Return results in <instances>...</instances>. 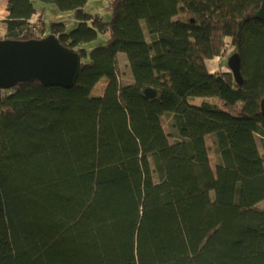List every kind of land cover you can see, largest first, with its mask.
Returning a JSON list of instances; mask_svg holds the SVG:
<instances>
[{"label":"trees","instance_id":"1","mask_svg":"<svg viewBox=\"0 0 264 264\" xmlns=\"http://www.w3.org/2000/svg\"><path fill=\"white\" fill-rule=\"evenodd\" d=\"M36 1L77 27L36 34L33 0H8L0 39L52 35L81 64L69 88L0 89V264H264L261 0H110L107 22L89 0ZM229 50L241 84L206 68Z\"/></svg>","mask_w":264,"mask_h":264},{"label":"water","instance_id":"2","mask_svg":"<svg viewBox=\"0 0 264 264\" xmlns=\"http://www.w3.org/2000/svg\"><path fill=\"white\" fill-rule=\"evenodd\" d=\"M253 17L264 22V0ZM80 57L73 50L63 47L50 35L38 40L15 41L0 39V89L10 90L23 82L37 81L43 86L71 87L80 68ZM240 57L233 53L228 60L229 73L236 84H241ZM144 96L154 98L151 89ZM264 117V98L259 104Z\"/></svg>","mask_w":264,"mask_h":264},{"label":"rangeland","instance_id":"3","mask_svg":"<svg viewBox=\"0 0 264 264\" xmlns=\"http://www.w3.org/2000/svg\"><path fill=\"white\" fill-rule=\"evenodd\" d=\"M109 2L110 0H89L87 5L85 6L84 12L85 14H88V15L98 14L104 21L107 22L109 21L110 16H111V9L109 6ZM33 5H34L36 13H39L41 15L42 20L44 21L47 27V30H48V26L50 22L65 23L67 33L75 29L78 25L77 22L73 18L72 12L58 11L53 4H48V3L44 4V3L37 2L36 0H33ZM107 38H108L107 34L99 33L96 40H94L93 42L81 45L82 46L81 48L85 49L89 53L97 45H104ZM230 55H232V53L229 50L227 53H224L219 58L207 60L205 62L206 68L211 73H215L217 71L229 72L228 60L230 58ZM87 60L88 59H86L85 61ZM116 69H117V76L122 85H129L133 82L127 62L125 58L121 55H119L118 57ZM105 86H106V80L105 78H102L93 87L91 91V95L95 97L101 96L103 94ZM169 121H170L169 116H163L161 118L162 127L164 129V132L167 135H170L169 128H168ZM169 141L172 142V139L170 138ZM206 145L207 147H209V160H210L211 167L215 168L216 157L211 149L212 144H211L209 137L206 138ZM259 150L262 154L261 148Z\"/></svg>","mask_w":264,"mask_h":264},{"label":"crops","instance_id":"4","mask_svg":"<svg viewBox=\"0 0 264 264\" xmlns=\"http://www.w3.org/2000/svg\"><path fill=\"white\" fill-rule=\"evenodd\" d=\"M8 0H0V33L4 30V25L2 21L7 18V11H6V5ZM35 18L38 20H42V17L39 13H36L34 15ZM43 21V20H42ZM44 22V21H43Z\"/></svg>","mask_w":264,"mask_h":264},{"label":"built area","instance_id":"5","mask_svg":"<svg viewBox=\"0 0 264 264\" xmlns=\"http://www.w3.org/2000/svg\"><path fill=\"white\" fill-rule=\"evenodd\" d=\"M41 25H42L41 21L35 17H33L32 20L30 21V27L36 34H39Z\"/></svg>","mask_w":264,"mask_h":264}]
</instances>
